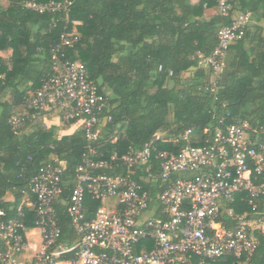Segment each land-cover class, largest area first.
Returning a JSON list of instances; mask_svg holds the SVG:
<instances>
[{
	"label": "trees",
	"instance_id": "obj_1",
	"mask_svg": "<svg viewBox=\"0 0 264 264\" xmlns=\"http://www.w3.org/2000/svg\"><path fill=\"white\" fill-rule=\"evenodd\" d=\"M27 1L0 0V49H11L8 59L0 56V197L12 195L2 202L8 217L29 191V180L38 167L57 160L63 171L55 215L61 239L69 242L75 237L67 205L76 169L88 155V142L79 124L70 134H59L55 125L43 127V117H31L34 110L26 103L52 76L53 49L62 34L76 38L70 45H61L58 56L81 62L106 98L99 115V137L89 145L97 159L109 160L113 151L121 155L140 149L155 134L156 146L175 152L186 143V130L189 142L200 145L226 112V121L244 119L257 131L264 129V25L252 30L251 19L246 23L244 35L229 45L231 57L215 81L202 61L216 46L218 29L237 14L249 11L263 19L264 0H228L226 16L218 12L215 0H71L67 10L43 13L27 8ZM210 7L217 12L206 15ZM13 114L25 119L20 132L15 133L9 122ZM146 166L137 168V179L146 174ZM126 171L120 162L95 170ZM195 173L177 172L171 180ZM262 181L264 174L255 180ZM141 183L154 197L167 181L156 177L154 185ZM245 200V192L236 194L220 208L216 221L232 228L238 218L229 215L227 208L236 215L246 213L258 241L254 252L248 259L226 254L215 264H264V233L256 227L262 199H256V211ZM98 205V200L85 194L87 217Z\"/></svg>",
	"mask_w": 264,
	"mask_h": 264
},
{
	"label": "built area",
	"instance_id": "obj_2",
	"mask_svg": "<svg viewBox=\"0 0 264 264\" xmlns=\"http://www.w3.org/2000/svg\"><path fill=\"white\" fill-rule=\"evenodd\" d=\"M215 1L218 12L228 15V0ZM70 3L28 0L25 6L43 13L67 10ZM251 16L249 11L241 12L218 29L216 46L202 58L214 81L225 67L229 45L244 35ZM75 38L61 35L53 49L52 76L26 98L27 107L34 110L31 117H43L47 110L57 108L64 123L81 126L88 142V155L76 169L67 205L75 237L69 242L61 239L55 215L63 164L57 160L43 163L12 216H7L0 197V264H215L226 254L248 259L258 241L247 214L236 215L228 207V214L238 218L232 228L216 218L224 204L245 192L253 211L256 199H262L256 227L264 233V181L255 182L264 174V129L257 131L244 119L226 121V112L200 145L189 142L186 130V143L175 152L156 146L159 137L155 134L140 149L121 155L113 151L109 160L97 159L89 145L99 137V115L106 98L81 62L57 54L61 45H70ZM9 122L15 133L25 127L21 115H11ZM118 162L127 167L125 173L95 172ZM142 165H147L146 174L137 179L134 174ZM189 171L196 173L171 180L173 174ZM156 177L167 184L152 197L141 182L154 185ZM86 193L99 201L90 217L85 212Z\"/></svg>",
	"mask_w": 264,
	"mask_h": 264
},
{
	"label": "crops",
	"instance_id": "obj_3",
	"mask_svg": "<svg viewBox=\"0 0 264 264\" xmlns=\"http://www.w3.org/2000/svg\"><path fill=\"white\" fill-rule=\"evenodd\" d=\"M196 1V0H192ZM5 2L3 1V4ZM217 9L215 7H210L206 9V15H211L213 13H216ZM252 30H254V27L257 25H264V18L259 20L256 17L251 16V23H250ZM251 30V31H252ZM254 32V31H253ZM231 50H228V52L225 55V61L230 59L231 57ZM11 55V49L6 48V49H0V56L4 57L5 59H8ZM9 97V96H8ZM40 123L43 125V127H50L51 125H55L58 128L59 134H70L74 131L75 125L74 124H67L64 123L61 120L60 114L56 111H54L52 108L47 110L41 119ZM32 128V127H31ZM12 195L10 193H7L4 197L3 200H11Z\"/></svg>",
	"mask_w": 264,
	"mask_h": 264
}]
</instances>
